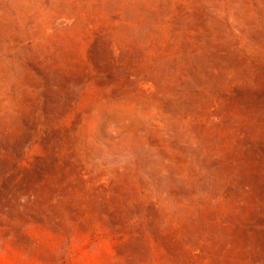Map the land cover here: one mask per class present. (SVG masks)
I'll return each mask as SVG.
<instances>
[{"label": "rangeland", "instance_id": "obj_1", "mask_svg": "<svg viewBox=\"0 0 264 264\" xmlns=\"http://www.w3.org/2000/svg\"><path fill=\"white\" fill-rule=\"evenodd\" d=\"M0 264H264V0H0Z\"/></svg>", "mask_w": 264, "mask_h": 264}]
</instances>
